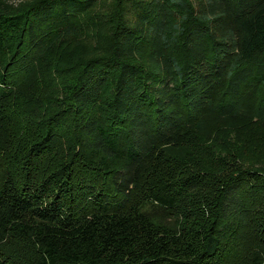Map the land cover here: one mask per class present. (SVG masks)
Returning a JSON list of instances; mask_svg holds the SVG:
<instances>
[{"label":"trees","instance_id":"1","mask_svg":"<svg viewBox=\"0 0 264 264\" xmlns=\"http://www.w3.org/2000/svg\"><path fill=\"white\" fill-rule=\"evenodd\" d=\"M206 120L264 124V0H0V264H264Z\"/></svg>","mask_w":264,"mask_h":264},{"label":"rangeland","instance_id":"2","mask_svg":"<svg viewBox=\"0 0 264 264\" xmlns=\"http://www.w3.org/2000/svg\"><path fill=\"white\" fill-rule=\"evenodd\" d=\"M251 126L249 123L245 122H237V121H227L222 123H214L213 120L205 121V132L204 135L206 138L207 136H212L211 138H208L209 140H205L206 142L211 141H218V143H221L225 138L231 137L233 139L242 140L243 139L249 141H254L255 145L262 151H264V124L259 128V133H253L255 131L254 128L251 130ZM253 138V140H252ZM218 139V140H216Z\"/></svg>","mask_w":264,"mask_h":264}]
</instances>
